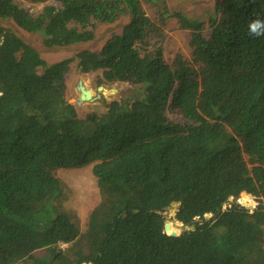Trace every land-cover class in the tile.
I'll use <instances>...</instances> for the list:
<instances>
[{
	"label": "trees",
	"instance_id": "trees-1",
	"mask_svg": "<svg viewBox=\"0 0 264 264\" xmlns=\"http://www.w3.org/2000/svg\"><path fill=\"white\" fill-rule=\"evenodd\" d=\"M56 1L33 13L0 0V18L43 32L48 47L130 18L100 51L50 63L0 27V264H264V36L248 32L264 0H217L207 20L162 8L154 18L140 0ZM167 17L190 32L189 59L165 57ZM75 59L102 82L139 87L80 118L65 99ZM90 162L100 199L82 233L55 206L54 170ZM172 203L188 226L177 235L163 230Z\"/></svg>",
	"mask_w": 264,
	"mask_h": 264
},
{
	"label": "rangeland",
	"instance_id": "rangeland-1",
	"mask_svg": "<svg viewBox=\"0 0 264 264\" xmlns=\"http://www.w3.org/2000/svg\"><path fill=\"white\" fill-rule=\"evenodd\" d=\"M20 6L33 9V13L39 11L44 3H57L56 0H45L43 2H30L26 0H15ZM217 0H140L144 11L151 17L157 16L158 8L172 12L181 11L186 15L207 20V17L214 3ZM129 14H121L114 22L96 23L93 27V38L88 41H81L64 46L48 47L43 42L44 34L41 31L29 32L19 27L11 18H0V27L9 29L17 34L22 40L32 45L40 56L48 63L57 61L66 57L74 56L76 52L82 49L100 51L103 43L112 34L120 33L123 26L129 21ZM166 38L163 43L165 57L170 60L176 53H181L186 59L190 58V32L187 29L180 28L174 17H167L164 25ZM209 28L204 30L207 34ZM101 69L90 72H80L76 66V59L70 62L69 70L66 73L65 99L73 104L78 117L83 118L90 112L101 115L107 110V103L114 99L126 98L130 91L137 89L139 85L127 82H102ZM81 84L85 89L91 91L92 99H82L78 89ZM103 87L99 89V87ZM168 117L178 120L179 117L172 113H167ZM248 159V156H246ZM90 162L78 167L57 168L54 175L60 181V192L54 200L57 209L66 211L78 224L82 233H86L87 219L90 210L99 201V193L96 187V178L92 173ZM243 193L237 200L242 205L256 206V199L248 195L250 204L244 202ZM178 203H172L167 206L162 214L164 222H172L174 230L179 233L185 229V225L175 218V212ZM253 209V208H250ZM166 233H169L165 231ZM67 244L61 243L60 247ZM40 252V251H37Z\"/></svg>",
	"mask_w": 264,
	"mask_h": 264
},
{
	"label": "clouds",
	"instance_id": "clouds-1",
	"mask_svg": "<svg viewBox=\"0 0 264 264\" xmlns=\"http://www.w3.org/2000/svg\"><path fill=\"white\" fill-rule=\"evenodd\" d=\"M248 32L253 38L264 36V21L259 19L251 21L248 24Z\"/></svg>",
	"mask_w": 264,
	"mask_h": 264
},
{
	"label": "water",
	"instance_id": "water-1",
	"mask_svg": "<svg viewBox=\"0 0 264 264\" xmlns=\"http://www.w3.org/2000/svg\"><path fill=\"white\" fill-rule=\"evenodd\" d=\"M102 88L103 87H101V86L99 87V89H102ZM78 89L80 91V97L82 99H92L93 98L92 94H91V91L88 90V89H85L81 84H79ZM245 193H247V192H245ZM246 207L254 208V206H249V205H247ZM168 228H169V222H164L163 230L166 231ZM186 229H188V226H185V230ZM179 233H177L175 230H173V231H170L168 234L177 235Z\"/></svg>",
	"mask_w": 264,
	"mask_h": 264
},
{
	"label": "built area",
	"instance_id": "built-area-1",
	"mask_svg": "<svg viewBox=\"0 0 264 264\" xmlns=\"http://www.w3.org/2000/svg\"><path fill=\"white\" fill-rule=\"evenodd\" d=\"M28 11H29V12H33V9H32V8H29Z\"/></svg>",
	"mask_w": 264,
	"mask_h": 264
}]
</instances>
